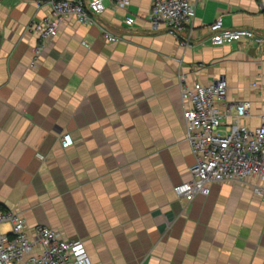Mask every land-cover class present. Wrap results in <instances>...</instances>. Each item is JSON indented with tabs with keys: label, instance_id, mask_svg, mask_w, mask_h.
Segmentation results:
<instances>
[{
	"label": "crops",
	"instance_id": "0c3cea01",
	"mask_svg": "<svg viewBox=\"0 0 264 264\" xmlns=\"http://www.w3.org/2000/svg\"><path fill=\"white\" fill-rule=\"evenodd\" d=\"M47 1L0 0V207L82 240L91 264H264L260 179L213 183L189 203L174 191L194 162L180 75L224 78L227 102H251L240 122L264 123V45H214L208 29L220 17L264 36V0H196L189 46L151 26V0H102L88 24L65 18L30 67L29 25Z\"/></svg>",
	"mask_w": 264,
	"mask_h": 264
},
{
	"label": "built area",
	"instance_id": "2783aa9c",
	"mask_svg": "<svg viewBox=\"0 0 264 264\" xmlns=\"http://www.w3.org/2000/svg\"><path fill=\"white\" fill-rule=\"evenodd\" d=\"M50 13L29 25L40 43L33 48L29 64L34 67L46 42L58 32L59 24L72 16L82 24L91 22V14L104 10L102 0H48ZM130 0H111L115 10H125ZM40 7V1L35 2ZM196 0H151L148 21L153 28L163 26L184 46L190 45ZM134 18L125 15L131 24ZM105 40L119 41L99 26ZM210 40L214 45L246 42L261 47L264 36L253 29L225 27L220 17L209 24ZM180 95L185 139L194 162L189 167L191 178L174 186V191L187 203L199 195H208L213 183L245 182L256 177L262 185L254 190L264 199V123L250 128L241 123L249 115L251 102L226 101L227 82L219 77L210 83L195 81L189 84L180 75ZM252 85H255L254 83ZM264 117V114L262 115ZM230 118L229 121H226ZM71 144L64 141L63 146ZM8 229H2V225ZM0 264H91L84 243L68 239L46 224L29 226L16 209H0ZM144 264V263H140Z\"/></svg>",
	"mask_w": 264,
	"mask_h": 264
},
{
	"label": "trees",
	"instance_id": "16d2710c",
	"mask_svg": "<svg viewBox=\"0 0 264 264\" xmlns=\"http://www.w3.org/2000/svg\"><path fill=\"white\" fill-rule=\"evenodd\" d=\"M0 209H3L2 207H0Z\"/></svg>",
	"mask_w": 264,
	"mask_h": 264
}]
</instances>
